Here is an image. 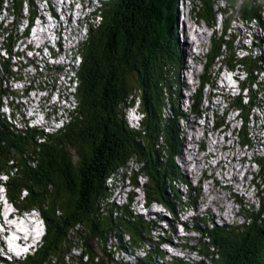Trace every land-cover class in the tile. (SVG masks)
Segmentation results:
<instances>
[{"label": "trees", "instance_id": "trees-1", "mask_svg": "<svg viewBox=\"0 0 264 264\" xmlns=\"http://www.w3.org/2000/svg\"><path fill=\"white\" fill-rule=\"evenodd\" d=\"M178 1H99L92 17L98 16L100 22L89 26L86 39L76 49L80 59L73 73L76 107L69 113L71 120L56 132L17 130L0 112V178L4 177L0 185L17 212H35L45 226L37 248L16 264H68L66 259L78 250L80 254L71 264H129L115 260L116 254L126 247L137 249L145 237H150V229L126 207L115 206L107 186V181L119 176L129 163L140 164L147 203H159L171 217H176L182 198L172 183L180 176L174 163L180 150L171 74L178 73L180 64L176 39ZM219 1L223 4L220 8ZM198 5V18L211 28L217 16L229 17V21H223L222 36L217 42L212 40L200 77L201 89L213 85L219 66L236 73L239 90L246 96L240 93L229 97L227 104L239 113L241 131L237 138L241 145L250 147L248 124L250 116H256L252 109L263 108L253 88L257 84L255 73L260 71L259 60L248 55L238 57L242 48L234 50L229 46L226 31L235 16L245 23L255 22L264 34V0H198ZM6 9L12 11L14 22L7 28L0 24V45L11 57L18 27L24 20L31 25L37 12L33 0H0V13ZM27 32L24 29L25 35ZM227 46L229 52L224 54L223 47ZM12 67L9 59L0 58V107L3 98L10 99L13 107L11 98L18 96V92L1 86L2 81L21 77V72L14 73ZM39 76V80L28 81L30 85L36 86V81L39 86L45 85V79ZM200 90L193 96L191 106V112L199 116ZM167 100L173 116L166 118L163 111ZM132 109L142 116L136 126L127 120V110ZM223 119L216 117L217 126H224ZM262 146V155L253 158L259 178L264 176ZM125 178L138 188L137 175L129 171ZM259 206L248 212V224L214 227L205 232L207 243L198 242L201 256L209 258L211 264H264L263 198ZM112 234L117 243H108ZM122 234L128 236L126 243L121 240ZM144 253L135 264H153L155 255L163 261L159 252ZM168 264L188 263L173 260Z\"/></svg>", "mask_w": 264, "mask_h": 264}, {"label": "rangeland", "instance_id": "rangeland-1", "mask_svg": "<svg viewBox=\"0 0 264 264\" xmlns=\"http://www.w3.org/2000/svg\"><path fill=\"white\" fill-rule=\"evenodd\" d=\"M33 1L35 7H37V14L41 15L42 18L36 20L33 25L29 26L26 35L22 33V30L25 28V23L23 22V24L18 27V38L12 48V52L13 54L16 52L22 53L23 56L21 55L22 57L19 59V62L17 58L13 57L10 61L11 64L17 61L19 65H21V68H23L24 64L33 60L32 62L38 66L36 70L28 66H24L22 71L20 69H12L16 73H19L20 70L21 77L24 76L27 78L25 80L26 87H28V81L32 80V78L39 80V78L34 77V73L41 71L42 77H50L52 74L56 75L57 70L55 69V71H52V67H49L47 70H41L39 67L45 66L46 68L49 60L45 59L43 63L41 60H35L33 58L34 56L31 54L36 50V57L39 59L41 55L38 54V52L44 48L40 44L43 42L44 46H49L51 43H54V34H56L60 26V20H64L66 15L69 16L68 18L73 22L77 20L76 18H80V25H77L80 29L77 30L75 26L69 38L70 41L78 46L80 42L82 43L86 39L89 26H97L100 22L98 16L95 18L92 17L96 11L95 6L100 0H45L48 1V4L45 5L43 3L40 4V2H38L39 0ZM50 2L52 4H50ZM66 2L75 4V9L72 12L66 11L65 15L61 14V8H67V6H69ZM219 2L220 8L223 4H221V1ZM9 5L8 3L7 7H9ZM45 7L46 10L51 8L57 14V18L52 16L48 17V10L45 11L43 9ZM71 8H73V5ZM10 11L6 9L0 14V24L2 28L10 27L9 25L14 22V17L11 16L13 13ZM198 11V0H179L177 3L176 39L179 45L178 55L180 64L178 66V73L173 72L171 74L173 80V83H171V92L173 93V106L177 108L176 130L180 150L178 156L174 157V163L179 170L180 176L179 179L172 180V183L178 191L177 193L179 196L182 197L183 201L179 207L183 208H176L178 215H176V217H171L170 214L167 213V209L161 204H148L142 187L145 182V177L144 175H139L140 164H136L135 162L129 163L127 169L119 171V176L107 181V186L110 188L109 192L111 194L110 201L117 207H126L125 209L133 216H139V219L145 222L149 227L150 237H145L146 241L143 242L144 244L142 243L139 245L137 249L126 247L125 251L120 252L121 254H116L115 260H123L126 263L135 264L138 258L144 257V251L149 250L152 253L159 252L161 258H163L162 261L157 255L152 256L153 264H168L173 260H180L182 263L186 262L188 264L189 262L196 263L197 261H202L204 264H211L209 258H204L199 253L200 245L198 242L207 243L208 241L205 232L214 227H235L241 224H248V212L257 210L260 207L259 205L262 198L264 201V183L262 182L264 176L259 178V168L256 163H253V158L263 153V133L262 131L258 132V128H261V123L263 124L261 118L262 114H260L258 110L252 109V114H258L259 117L257 118L258 123H256L253 121L252 116H250L248 124V132L250 135L248 138H251L252 146L247 149L245 145H241V141L237 138V132L241 131L238 111L229 109L227 104V99H229V97L241 93L238 90L239 82L236 81V73H231L224 69L216 80L213 81L212 87L204 86L202 89L200 88V75L204 73V64L207 61L206 55L212 47V40L214 39L217 42L218 38L222 36L223 21L226 23L229 21V17L228 15L226 18L217 16L216 22L211 28L198 18ZM262 18L264 19V16ZM58 20L60 23L56 24ZM63 24L65 23H62V26ZM42 31L44 33H49L46 35L48 40L45 38L43 39L40 34ZM213 31L214 34H212ZM64 32L65 31L62 30V41H65V37H67L64 35ZM240 32L243 38H240ZM196 35L199 36V39L196 38ZM227 39H229V46L231 45L234 50L246 48L244 52H242L243 49L240 52L238 51V57L247 54L250 57H255L254 53H258L263 58L262 61L264 60V34L255 22L245 23L238 17H232L226 31V40ZM240 40H242V43H240ZM186 43L189 44L188 47ZM26 45H29V48H31L33 52L29 53L25 51ZM53 47L55 46L53 45ZM257 49L260 50V52L257 51ZM228 50V46L223 47L224 54L228 53ZM64 52L63 49L62 53ZM74 52L76 53V50ZM0 56L4 59L7 57L6 53L1 51V48ZM7 58L10 60V57ZM71 58L72 54L67 50L65 63H70ZM71 64H74V62ZM259 65L260 71L255 73L257 75V84L253 88L254 91H257L258 101L261 102L264 108V63H259ZM0 71H2L1 68ZM64 72H67V69H64ZM1 73L0 79L2 77ZM223 74V79H227V81L232 84L233 88L235 86L233 95L231 90L221 85V77ZM57 76L61 79L59 73H57ZM240 78L242 77L240 76ZM8 81L1 82L3 89L10 88V90H17V88L23 87L21 83H15L11 80L8 84ZM35 85H37V81ZM217 86L221 87L220 97L222 96L223 98H219L217 94L219 91L218 89L214 90ZM75 87L76 86H74V90ZM199 90L201 91L200 110L203 114L197 117L195 114H191L189 106H192V97L198 93ZM21 91L22 90H19L18 93L21 94ZM46 93L47 96L50 95L49 90L44 93L35 90L28 94V98L19 101L21 108L23 107L26 109L29 107L25 110V116H28L31 112H36L35 109L34 111H30L31 103L33 106L37 107L39 112H45L44 108L47 109L46 112L50 111L47 107L41 109L38 101L42 100V103H48L47 100L43 102V99L47 98L45 95ZM190 94H192L191 97H187ZM212 94L213 96L211 98ZM53 97L56 99L55 96ZM12 102L14 103L13 107L4 110L6 114H8L9 111L12 112L19 109L17 101L12 99ZM74 102L76 101L74 100ZM25 103H27L28 107L23 106ZM226 110L229 111L226 116L223 117ZM46 112L44 113V116H46L44 118V123H50V116L46 114ZM163 112L166 118L172 115V106L168 100L165 103ZM54 115L56 114L51 115V118H54ZM220 116L224 118L223 121L226 127L225 130L220 131L217 135L216 132L212 133L211 129L213 125L216 124V117ZM39 117V123H42V117ZM141 117V114L137 113L135 109L127 110V120L133 126L138 124V120L141 119ZM55 118H57V116ZM67 122L68 121H66V124ZM58 129H60V127H57V130ZM232 130L234 134L231 135ZM129 171L133 176L137 175L138 188L131 185V182L125 178L129 175ZM183 182L187 183L184 184ZM1 189L2 188H0V190ZM195 191L197 192L196 195H194ZM1 194L0 200L2 201L3 196H1ZM2 203V208L0 209V225L2 227H17L15 221L17 223H24L26 218H35V222L38 220L36 215L27 214H21L20 216L25 219L20 217L16 219L14 217L17 215L12 213L13 211L9 204L4 201H2ZM179 210H183L185 214H182ZM24 215L29 217H25ZM113 216H115V213H113ZM195 218L202 223L197 224V220H194ZM30 226L31 225H24L22 229L29 230ZM3 240H5V238H3ZM121 240L126 243L128 241V236L122 234ZM114 242L117 243L112 234L111 240L108 243L112 244ZM22 246H25V244H22ZM9 248L10 247H8V249ZM15 249L19 250L18 247ZM107 249H109V247H107ZM2 250L1 245L0 255H3L2 259L6 261L1 263L11 264L8 262V256L3 254L4 252ZM72 254L73 256L71 258L69 257V259H66L68 264H71L72 260L76 261L80 251H74ZM17 260L18 259L15 261Z\"/></svg>", "mask_w": 264, "mask_h": 264}, {"label": "bare ground", "instance_id": "bare-ground-1", "mask_svg": "<svg viewBox=\"0 0 264 264\" xmlns=\"http://www.w3.org/2000/svg\"><path fill=\"white\" fill-rule=\"evenodd\" d=\"M102 1V0H101ZM110 1V0H109ZM112 1V0H111ZM38 2H40V4H42L43 2L41 1V0H39ZM98 2V1H97ZM44 4V3H43ZM205 4V3H204ZM45 5V4H44ZM208 5V4H207ZM104 7V6H103ZM37 8V7H36ZM209 8V7H208ZM45 11H47L46 10V7L45 8H43ZM50 10H51V13H50V11H48V15H49V17H50V15H52V17H56V14H55V12L50 8ZM101 14V13H100ZM12 15V14H11ZM18 15V14H17ZM96 17V16H95ZM215 19V18H214ZM259 20V19H258ZM86 23V22H85ZM56 24H57V22H56ZM259 24V23H258ZM246 29L248 30V27L246 26ZM214 32V31H213ZM39 33V32H38ZM192 33H193V31H192ZM1 34V33H0ZM40 34H41V36L43 37V39L45 38V39H47L48 40V37L46 36L47 34H49V33H44L43 31H42V33L40 32ZM213 34V33H212ZM37 35H39V34H37ZM9 36V35H8ZM84 38H85V36H84ZM196 38H198L199 39V36H197L196 35ZM240 38H243L242 36H241V32H240ZM34 39V38H33ZM243 40V39H242ZM242 40H240V43H242ZM43 41V40H42ZM192 41V40H191ZM33 44V43H32ZM186 45H187V47H188V45L189 44H187L186 43ZM42 47H47V48H53L52 46H51V44L49 45V46H44L43 45V42H42V45H41ZM151 46V45H150ZM37 47V46H36ZM35 47V48H36ZM165 47V46H164ZM81 51V50H80ZM257 51H259L260 52V50H258L257 49ZM40 52V51H39ZM54 52V51H53ZM253 52V51H252ZM56 52H54L53 53V55L54 56H56ZM124 54V53H123ZM131 54V53H130ZM258 54V53H257ZM256 53H254V55H255V57L256 58H258V60H259V63L260 64H263L262 62H261V57H260V54H258L257 55ZM244 60V59H243ZM146 64V63H145ZM144 64V65H145ZM146 66H148V65H146ZM145 67V66H144ZM126 68V67H125ZM244 69V68H243ZM248 69V68H247ZM159 72V71H158ZM127 76H128V74H127ZM264 77V76H263ZM18 78V77H17ZM143 78V77H142ZM221 79H222V82H221V85L223 86V87H225V88H228L229 90H231L232 91V93L234 92V88H235V86H234V88H233V86H232V84L231 83H229V82H227L226 80H224L222 77H221ZM153 82V81H152ZM39 83V82H38ZM155 83V82H154ZM137 86V85H136ZM190 88V87H189ZM135 90V89H134ZM74 92H75V90H74ZM167 92V91H166ZM35 93V92H34ZM137 93V92H136ZM234 94V93H233ZM48 99L50 100V102H52L53 104H56L57 103V101L54 99V98H52V97H48ZM74 100H75V98H74ZM76 101V100H75ZM119 104V103H118ZM38 105V104H37ZM128 105V104H127ZM143 106V105H142ZM122 108V107H121ZM116 109V108H115ZM44 112V111H43ZM45 112H46V110H45ZM44 112V113H45ZM70 111L69 112H67L66 113V121H70L71 120V117H70V114H72V113H70ZM133 113V112H132ZM53 114H56V116H57V118H59V111H51V115H53ZM48 116V115H47ZM50 116V115H49ZM48 116V117H49ZM72 116V115H71ZM46 117V116H45ZM41 120H42V123H44V116L42 115V118H41ZM60 128H62V127H60ZM233 132V130L231 131V133ZM226 147V146H225ZM172 201V200H171ZM21 202V201H20ZM257 203V202H256ZM252 207V206H251ZM209 208V207H208ZM0 209H1V203H0ZM208 210V209H207ZM1 217V216H0ZM1 220V219H0ZM120 221V220H119ZM211 223V222H210ZM25 226H28V225H31V222L30 221H27V220H25L24 221V223H23ZM260 225V224H259ZM241 226V225H240ZM8 234H14L16 237H17V239L19 240L17 243H21V241H23V238H22V236L21 235H19L17 232H16V230H14L12 227H10V226H7V227H2V231L0 232V241L3 243V240H2V235H8ZM18 248H19V250H20V246H18ZM11 250V248H9L8 249V247L7 246H5V244H3V254H6L8 251H10ZM1 256V255H0ZM136 257V256H135ZM0 264H2L1 262H0Z\"/></svg>", "mask_w": 264, "mask_h": 264}, {"label": "built area", "instance_id": "built-area-1", "mask_svg": "<svg viewBox=\"0 0 264 264\" xmlns=\"http://www.w3.org/2000/svg\"><path fill=\"white\" fill-rule=\"evenodd\" d=\"M84 40V39H83ZM82 40V41H83ZM80 62L79 56H77V62L75 63V68L78 67ZM75 82L68 84L67 89L62 92L60 99L56 104H52L49 112L46 114L50 115V123H44L43 130L45 133H54L57 130V127H64L66 125V113L69 111H74L76 107V102H74V86ZM47 110V109H46ZM51 111H59V118H51ZM39 123V120L37 121ZM35 123H31V126H34ZM263 140H264V131H263Z\"/></svg>", "mask_w": 264, "mask_h": 264}]
</instances>
